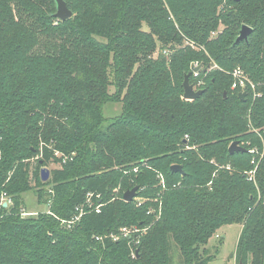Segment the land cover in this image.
<instances>
[{
	"label": "trees",
	"instance_id": "16d2710c",
	"mask_svg": "<svg viewBox=\"0 0 264 264\" xmlns=\"http://www.w3.org/2000/svg\"><path fill=\"white\" fill-rule=\"evenodd\" d=\"M65 1L61 21L55 0H0V264H209L235 224L237 263L264 264V0ZM236 68L256 85L244 102ZM37 188L48 210L23 218Z\"/></svg>",
	"mask_w": 264,
	"mask_h": 264
},
{
	"label": "rangeland",
	"instance_id": "374dc122",
	"mask_svg": "<svg viewBox=\"0 0 264 264\" xmlns=\"http://www.w3.org/2000/svg\"><path fill=\"white\" fill-rule=\"evenodd\" d=\"M223 29V26H220L219 31ZM111 92H114V88H111ZM122 106L119 103H109L103 108V115L107 118L114 117L118 115L121 112ZM37 157H33L30 161V164L33 166L32 169L35 167V161ZM59 165L57 164H51L49 166V170H53L55 168H58ZM134 172H138L137 169L134 170ZM35 183H33V186ZM47 189V188H46ZM39 192V189L32 190L30 192H27L23 194L22 196V210L21 213L25 212L27 216H22L23 218H26L28 216L37 215L39 212H45L48 210L47 198L45 199H39L37 196V193ZM122 193L121 187L117 188L114 191V196L118 199ZM138 206L144 202L143 198H139L138 196L135 199ZM14 202V201H13ZM153 214L154 212L151 211ZM4 218L3 214H0V219L2 220ZM129 231H133V227L127 228ZM241 225H230L223 227L219 232V236H214L209 241L208 248L211 250V254L215 257L213 261H211L209 264H238L236 260V249L237 244L239 241V237L241 234ZM124 229H119L118 232L113 233L115 236L119 238H123L124 236ZM146 230V229H145ZM144 233V232H143ZM125 237V236H124ZM140 239V237H139ZM179 260L173 262V264H179Z\"/></svg>",
	"mask_w": 264,
	"mask_h": 264
},
{
	"label": "water",
	"instance_id": "95a60500",
	"mask_svg": "<svg viewBox=\"0 0 264 264\" xmlns=\"http://www.w3.org/2000/svg\"><path fill=\"white\" fill-rule=\"evenodd\" d=\"M55 3L57 6V12L55 14L56 18H58L61 21H66L74 16V12L71 9H69L67 2L65 0H55ZM252 33H253L252 28H250L247 25L242 26L235 44L238 45L243 42H248L249 37ZM200 69H201L200 66L192 65L191 71L185 75L183 87H184V99L186 100H189V101L197 100L204 93V90L196 91L194 85L190 81L193 73L199 72ZM246 97H247L246 92L239 94V98L243 102L246 101ZM229 152L231 155H233L235 153H248L249 150L242 147L238 141H235L230 145ZM171 170L174 173H180L184 175V170L181 165H173L171 167ZM41 173H42V181L43 182L48 181L51 175L50 170L48 168H43ZM138 190H139V187H135L132 190L125 192L123 196V200L128 203L133 202L138 195Z\"/></svg>",
	"mask_w": 264,
	"mask_h": 264
},
{
	"label": "built area",
	"instance_id": "2783aa9c",
	"mask_svg": "<svg viewBox=\"0 0 264 264\" xmlns=\"http://www.w3.org/2000/svg\"><path fill=\"white\" fill-rule=\"evenodd\" d=\"M232 77L234 79V82H233V85H232V90L233 91H238L239 94L240 93H243V92H246L248 94L249 92H254L256 90V85L250 80V78L247 76V74L241 68H236L232 72ZM195 90L198 91L196 87H195ZM159 178L162 181V186L165 187L164 177L162 175H159ZM10 205H13L12 198L8 197L6 194H3L1 196V198H0V209H1V207L7 208ZM101 207H102V204L97 205L95 207V211L97 213H100L101 212ZM78 212H79V210H78ZM22 216H27V214L25 212H23L22 213ZM82 216H83V211L80 210V214L77 215V216H75L72 221H68V222L63 221V223H65L66 225H68V227H71L73 224H75L76 222H78ZM122 229H124L123 231H124V236L125 237L130 236L133 233L138 232L137 229H135L133 231H129V229H127V228H122ZM111 237L114 240H117L118 239V237L115 236V235H111ZM96 239L97 240H101L102 237L98 236V237H96Z\"/></svg>",
	"mask_w": 264,
	"mask_h": 264
},
{
	"label": "crops",
	"instance_id": "0c3cea01",
	"mask_svg": "<svg viewBox=\"0 0 264 264\" xmlns=\"http://www.w3.org/2000/svg\"><path fill=\"white\" fill-rule=\"evenodd\" d=\"M241 228H242V226H241ZM241 231H242V229H241ZM220 237V236H219Z\"/></svg>",
	"mask_w": 264,
	"mask_h": 264
}]
</instances>
